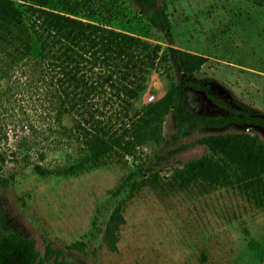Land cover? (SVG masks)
<instances>
[{
    "label": "rangeland",
    "instance_id": "1",
    "mask_svg": "<svg viewBox=\"0 0 264 264\" xmlns=\"http://www.w3.org/2000/svg\"><path fill=\"white\" fill-rule=\"evenodd\" d=\"M156 1L165 8L169 37L150 28L127 0H51L45 8L127 33L162 50L204 57L192 77L204 91H183L184 108L191 113H224L202 101L206 91L264 115V0ZM180 78L171 59L156 65L146 74L144 89L131 101L128 114L157 101ZM21 82L15 83L8 101L0 96V177L13 175L5 187L0 185V216L31 239L40 254L48 245L74 264H264V204L227 181L189 178L183 165L198 159L202 147L173 153L201 136L229 131H245L264 141L263 130L191 125L173 143L169 137L177 128L167 114L157 143L150 140L136 148L140 158L121 156L77 173L39 176L13 161L24 152L27 125H42L37 117L40 96L23 89ZM5 86L0 81V91ZM62 124L70 127L72 117L64 116ZM75 151L73 145L52 149L42 165L71 164ZM115 209L122 223L110 250L104 231Z\"/></svg>",
    "mask_w": 264,
    "mask_h": 264
},
{
    "label": "trees",
    "instance_id": "2",
    "mask_svg": "<svg viewBox=\"0 0 264 264\" xmlns=\"http://www.w3.org/2000/svg\"><path fill=\"white\" fill-rule=\"evenodd\" d=\"M50 1L0 0V81L6 84L0 96L8 101L7 96L22 78L23 89L37 91L42 106L37 114L41 128L27 125L29 138L21 144L24 152L13 160L22 167L29 166L39 176L72 174L117 161L121 156L140 158L136 148L150 140L157 143L159 125L167 114L177 128L169 137L173 143L191 125L264 131L263 114L244 106L234 107L206 91V97L224 113L197 116L184 108L185 89H205L192 81L206 61L204 57L171 48L162 50L127 33L48 10L45 7ZM127 1L150 28L169 37V21L162 4L156 0ZM169 59L181 78L170 83L157 101L128 114L131 101L144 89L146 74ZM64 116L72 117L70 127L62 124ZM71 145L77 154L71 164L52 168L42 165L46 152ZM193 146L202 147L203 154L183 165L189 178L227 181L248 198L264 204V141L245 131H229L201 136L179 145L173 153ZM140 169L137 166V172ZM12 179V174L0 177V185L5 187ZM120 223L119 209H115L104 231L110 250L115 248ZM0 264L74 263L48 245L40 254L31 239L12 229L0 216Z\"/></svg>",
    "mask_w": 264,
    "mask_h": 264
},
{
    "label": "flooded vegetation",
    "instance_id": "3",
    "mask_svg": "<svg viewBox=\"0 0 264 264\" xmlns=\"http://www.w3.org/2000/svg\"><path fill=\"white\" fill-rule=\"evenodd\" d=\"M185 90H190V91H196V90H193V89H190V88H188V89H185ZM184 90V91H185ZM201 99H202V101L204 102V103H206L208 106H211V107H215V108H217V109H220L218 106H216L215 104H213L207 97H206V95L204 96V97H200ZM220 110H222V109H220ZM194 114V113H193ZM195 115H197V114H195ZM197 116H201V115H197ZM202 116H209V115H202Z\"/></svg>",
    "mask_w": 264,
    "mask_h": 264
}]
</instances>
